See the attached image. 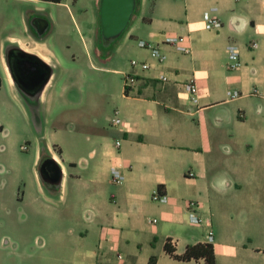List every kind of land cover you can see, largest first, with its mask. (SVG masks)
<instances>
[{
    "label": "crops",
    "instance_id": "crops-1",
    "mask_svg": "<svg viewBox=\"0 0 264 264\" xmlns=\"http://www.w3.org/2000/svg\"><path fill=\"white\" fill-rule=\"evenodd\" d=\"M42 12L49 29L39 36L33 21ZM64 12L75 22L67 0H0L4 115L12 121L21 108L45 118L34 164L47 154L62 170L58 188L35 174L20 204L32 222L54 221L59 249L43 253L44 264H149L152 257L155 264H205L173 259L167 240L178 255L211 243L217 264H264V0H141L124 40L133 39V60L150 69L100 67L138 79L131 95L121 89L107 106L95 103L94 84L77 87L76 75L71 85L65 79L67 56L75 60L76 54L65 37ZM206 12L221 29L207 28ZM163 35L185 37L190 52L161 44L165 59L159 63L138 45L160 44ZM229 44L239 49L236 71L228 68ZM16 47L43 65L33 77L46 78L36 98L18 86ZM190 79L198 85L194 102L184 87ZM70 112L80 113L79 126L54 127ZM115 113L118 127L111 125ZM7 127L0 124L4 139ZM58 142L60 156L51 145ZM6 151L1 144L0 153ZM113 169L124 175L122 184L113 181ZM191 201L198 203L195 216ZM59 223L70 231L63 233ZM12 256L34 264L37 255L17 246Z\"/></svg>",
    "mask_w": 264,
    "mask_h": 264
},
{
    "label": "rangeland",
    "instance_id": "rangeland-1",
    "mask_svg": "<svg viewBox=\"0 0 264 264\" xmlns=\"http://www.w3.org/2000/svg\"><path fill=\"white\" fill-rule=\"evenodd\" d=\"M67 3L73 6L75 22L68 12L61 15V22L65 27L67 41L75 45L76 58L73 60L71 56H67L65 79L68 85H71L76 82L72 75H76L77 87L85 86L86 83L87 86L94 84L92 86L95 103L107 106L111 103V97L118 95L120 90L124 89V79L111 72L106 74L100 67L131 69L130 63L135 59L133 39L124 40L128 32L126 31L116 44V47L121 44L116 54L110 47L101 49L98 45L100 0H67ZM133 22L137 23L134 17L131 23ZM68 99L72 102L80 100L77 96H69ZM85 100L89 101L90 96L85 97ZM37 118H40V115L37 117L30 110L25 112L18 108L11 121L5 117L4 106L0 101V124L8 125V139H4L0 131V145L7 147L5 153H0V264H19L12 256L17 246L19 250H34L37 255L34 264H44L43 253L59 249L51 235L52 228H55L54 221L50 224L51 218L46 217L48 220L42 218L37 223L32 222L25 204L20 206L28 187L31 189L32 184L35 183V174L39 177L41 167V163L34 164V159L45 118L41 117V120ZM87 118L90 120L91 115ZM80 119L79 112H70L54 127L79 126L77 120ZM57 144L60 143H51L54 152L60 156L58 147H55ZM24 146H28V150L24 151L22 149ZM65 159L66 156H63V161ZM59 227L63 233L67 232V228L68 231L71 228L66 225ZM69 242L68 240L67 244ZM21 264L27 262L23 261Z\"/></svg>",
    "mask_w": 264,
    "mask_h": 264
},
{
    "label": "water",
    "instance_id": "water-1",
    "mask_svg": "<svg viewBox=\"0 0 264 264\" xmlns=\"http://www.w3.org/2000/svg\"><path fill=\"white\" fill-rule=\"evenodd\" d=\"M136 9L137 0H100V34L103 46L111 47L126 33ZM40 27L42 31L38 32V35L42 36L49 29V21L44 19ZM16 69L23 78L33 79L34 76L42 73L44 68L34 55L29 54L28 57H23L16 62ZM43 88L44 86L41 92ZM48 161L53 167L46 169L41 165L39 176L46 185L58 188L62 181L61 167L53 158H49Z\"/></svg>",
    "mask_w": 264,
    "mask_h": 264
},
{
    "label": "built area",
    "instance_id": "built-area-1",
    "mask_svg": "<svg viewBox=\"0 0 264 264\" xmlns=\"http://www.w3.org/2000/svg\"><path fill=\"white\" fill-rule=\"evenodd\" d=\"M204 20L206 22V26L210 30H219L222 28V23L216 19L213 18L209 12H206L204 14ZM164 39L162 43H156V42H148V41H139L138 45L139 47L147 50L150 53V57L159 63H162L165 59L164 54L161 51V44H167L172 46L176 51L182 53V54H188L190 52V49L186 46V38L185 37H179V36H173V35H163ZM257 43H251L249 48L250 49H256ZM227 52L229 54L230 63L228 64V68L231 71H236L241 68L242 63L240 61V55H239V49L234 44H229L227 47ZM131 67L133 69L140 68L143 71H146L150 69V65L147 62H141L138 60H132L130 63ZM138 83L137 76L133 73H127L124 76V91L125 94L131 95L132 92L136 89ZM184 87L189 92L191 96L192 102L195 101V97L198 94V85L196 83L195 79L187 80L184 84ZM237 93L232 95V98H237ZM112 126L118 127L121 124V119L117 116V113H115L114 118L111 121ZM116 146L120 148L121 146V140L116 142ZM24 151L28 150V146L22 147ZM112 179L116 184H122L125 180L124 175L120 173L118 169L112 170ZM161 194L159 191H156L153 195L154 201H158ZM189 208L193 211V215L195 216V211L198 209V203L196 201H191L188 204ZM196 222L201 223V219H195ZM209 239L212 241V233L209 235Z\"/></svg>",
    "mask_w": 264,
    "mask_h": 264
},
{
    "label": "trees",
    "instance_id": "trees-1",
    "mask_svg": "<svg viewBox=\"0 0 264 264\" xmlns=\"http://www.w3.org/2000/svg\"><path fill=\"white\" fill-rule=\"evenodd\" d=\"M43 1H52V2H57V3L61 2V0H43ZM140 1L141 0H137L136 11L139 8ZM118 41L113 43L112 46L110 47L112 51L115 49ZM98 45L101 49H103L105 47V46H103V41L101 38L100 29H99V35H98ZM160 190H161V188H160ZM165 252L170 257H172L173 259L178 260V261H182V262H200V261H203L205 264H217L214 246L211 243H199L196 245H190L186 248V250L183 254L178 255L176 253V249L171 246V241L167 240L166 244H165ZM155 261H156L155 257H152L149 264H155Z\"/></svg>",
    "mask_w": 264,
    "mask_h": 264
},
{
    "label": "flooded vegetation",
    "instance_id": "flooded-vegetation-1",
    "mask_svg": "<svg viewBox=\"0 0 264 264\" xmlns=\"http://www.w3.org/2000/svg\"><path fill=\"white\" fill-rule=\"evenodd\" d=\"M44 19L48 20V18L46 17V14L42 12L38 16H36L35 20L33 21V24H35L37 32L42 31L40 26H41ZM99 24H100V15H99ZM16 49L22 58L29 56V53H27V52H25V51H23L17 47H16ZM18 75H19V77L17 79V83H18V86L20 87V89L27 91V92H30L31 93L30 95H32V97L36 98V96L41 92V89L44 86L46 78H40V79L35 80V79H32L30 77L28 79L27 78L25 79V78H23L22 75H20V74H18ZM49 158H51V157L48 156L47 154H45L42 158V161H41V165L46 169L50 168L52 166V164L48 161Z\"/></svg>",
    "mask_w": 264,
    "mask_h": 264
}]
</instances>
